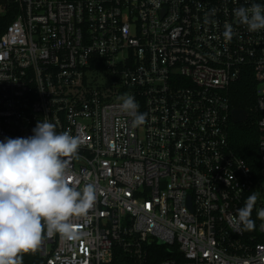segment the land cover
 Here are the masks:
<instances>
[{"label":"built area","instance_id":"obj_1","mask_svg":"<svg viewBox=\"0 0 264 264\" xmlns=\"http://www.w3.org/2000/svg\"><path fill=\"white\" fill-rule=\"evenodd\" d=\"M7 2L16 16L0 36V140L54 123L81 141L64 157L69 184L96 191L88 213L70 217L77 239L42 232L37 264H118V254L132 264H264V135L257 172L227 139L228 91L247 69L264 131V29L235 15L264 0ZM126 95L143 124L121 110ZM253 193L247 228L236 214Z\"/></svg>","mask_w":264,"mask_h":264},{"label":"clouds","instance_id":"obj_2","mask_svg":"<svg viewBox=\"0 0 264 264\" xmlns=\"http://www.w3.org/2000/svg\"><path fill=\"white\" fill-rule=\"evenodd\" d=\"M239 22L249 31L264 29V5L235 10ZM223 35L232 36V25ZM122 111L135 126L144 123L146 114L138 111L135 98H119ZM81 141L69 132H57L54 123L39 120L28 137L0 140V264H22V253L34 252L46 229L47 236L77 239L78 231L70 217L84 216L93 207L96 191L92 183L78 189L67 179L64 157L77 155ZM249 195L237 209L235 223L254 226L251 213L257 200ZM264 217V209L258 212Z\"/></svg>","mask_w":264,"mask_h":264},{"label":"trees","instance_id":"obj_3","mask_svg":"<svg viewBox=\"0 0 264 264\" xmlns=\"http://www.w3.org/2000/svg\"><path fill=\"white\" fill-rule=\"evenodd\" d=\"M0 5L4 8L0 11V36L4 33L7 26L16 16V5L7 0H0ZM256 82L250 69L245 70L239 80L233 83L228 91V101L231 110L242 109L247 114L244 123L234 124L231 120L227 130V139L230 148L240 159H242L253 172L258 171V141L264 131H260L254 122L255 115L253 109L256 102ZM157 259H150L156 262ZM118 264H132L124 255L116 257ZM37 249L34 252L24 253L22 264H37Z\"/></svg>","mask_w":264,"mask_h":264},{"label":"water","instance_id":"obj_4","mask_svg":"<svg viewBox=\"0 0 264 264\" xmlns=\"http://www.w3.org/2000/svg\"><path fill=\"white\" fill-rule=\"evenodd\" d=\"M230 116H231V121L234 124L244 123L247 118L246 112L242 109H232ZM158 243L161 244V242Z\"/></svg>","mask_w":264,"mask_h":264}]
</instances>
